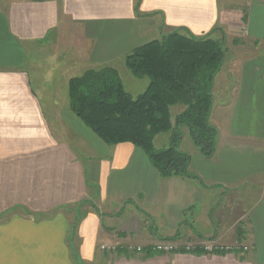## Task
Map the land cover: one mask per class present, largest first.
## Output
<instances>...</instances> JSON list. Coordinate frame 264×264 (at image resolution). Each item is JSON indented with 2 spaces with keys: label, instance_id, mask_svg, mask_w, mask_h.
<instances>
[{
  "label": "crops",
  "instance_id": "0c3cea01",
  "mask_svg": "<svg viewBox=\"0 0 264 264\" xmlns=\"http://www.w3.org/2000/svg\"><path fill=\"white\" fill-rule=\"evenodd\" d=\"M174 31L226 49L216 153L180 145L199 180L161 177L69 106L72 78ZM172 238L248 250L124 249ZM0 264H264V0H0Z\"/></svg>",
  "mask_w": 264,
  "mask_h": 264
},
{
  "label": "trees",
  "instance_id": "16d2710c",
  "mask_svg": "<svg viewBox=\"0 0 264 264\" xmlns=\"http://www.w3.org/2000/svg\"><path fill=\"white\" fill-rule=\"evenodd\" d=\"M225 57L221 41L174 31L125 57L134 77L149 79L143 94L133 97L118 70L104 66L70 80L69 106L106 145L129 143L143 150L161 177L199 180L180 145L187 130L203 157L215 155L219 134L211 123L212 91ZM176 107L181 108L173 117ZM168 133L169 145L157 148V137Z\"/></svg>",
  "mask_w": 264,
  "mask_h": 264
},
{
  "label": "built area",
  "instance_id": "2783aa9c",
  "mask_svg": "<svg viewBox=\"0 0 264 264\" xmlns=\"http://www.w3.org/2000/svg\"><path fill=\"white\" fill-rule=\"evenodd\" d=\"M190 243V244H188ZM178 242V241H161L154 245H150L148 247L140 246V245H128L124 247V249L129 253H134L137 255H143L146 252H152L157 254H176L182 251L186 253H193L195 251H201L205 254H215L219 252H229V251H246L247 247L241 246L240 244H236L235 246H223L217 242L213 241H199V242ZM103 249H107L103 247ZM116 247H109L108 250H117Z\"/></svg>",
  "mask_w": 264,
  "mask_h": 264
},
{
  "label": "rangeland",
  "instance_id": "374dc122",
  "mask_svg": "<svg viewBox=\"0 0 264 264\" xmlns=\"http://www.w3.org/2000/svg\"><path fill=\"white\" fill-rule=\"evenodd\" d=\"M64 50H67V45H62V49H60L61 53H63ZM53 56H54L53 51H49L48 53L44 52L41 55L36 56V58L34 57V59H32V61H54ZM65 57L66 56L61 57V58H65ZM104 66H112L118 70L125 89L135 98L138 97L139 95L143 94L149 85V79L148 78L139 79V78L134 77L130 73V71L126 68L125 61H116V63H110L108 65H103V67ZM180 108L181 107H176L175 109L172 110L173 117L177 114V112L179 111ZM169 138H170V133L161 135L156 140L155 146L157 148L167 147L169 145ZM161 241H164V240H159L158 242H161ZM188 244H190V243H188ZM114 247L116 248V246H114ZM107 251L111 254L115 253V250H106V252Z\"/></svg>",
  "mask_w": 264,
  "mask_h": 264
}]
</instances>
